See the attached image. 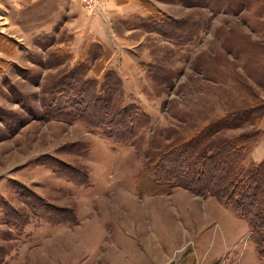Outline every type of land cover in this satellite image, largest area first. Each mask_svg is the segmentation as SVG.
I'll use <instances>...</instances> for the list:
<instances>
[{
    "label": "rangeland",
    "instance_id": "374dc122",
    "mask_svg": "<svg viewBox=\"0 0 264 264\" xmlns=\"http://www.w3.org/2000/svg\"><path fill=\"white\" fill-rule=\"evenodd\" d=\"M16 1L0 0V264H264L216 197L152 194L141 175L259 108L208 141L252 133L242 166L264 159V0ZM127 108L145 125L115 143L106 123Z\"/></svg>",
    "mask_w": 264,
    "mask_h": 264
},
{
    "label": "trees",
    "instance_id": "16d2710c",
    "mask_svg": "<svg viewBox=\"0 0 264 264\" xmlns=\"http://www.w3.org/2000/svg\"><path fill=\"white\" fill-rule=\"evenodd\" d=\"M108 56L106 53L103 61ZM94 104L95 108L88 113L86 123L99 127L105 124L108 107L102 99H95ZM256 111H261V108L222 119L188 140L176 141L164 150L162 157L152 158L141 175L148 184L147 188L160 189L152 194L169 193L183 183L182 188L191 194L216 197L245 221L254 241L256 255L264 263V159L248 168L242 166L244 146L253 134L245 133L231 140L208 141L217 130L249 122L251 114ZM111 117L105 128L107 137L115 143L130 140L145 125L144 117H137L134 108L118 110ZM160 165L163 171H160ZM147 188L137 191L142 195L149 192Z\"/></svg>",
    "mask_w": 264,
    "mask_h": 264
},
{
    "label": "crops",
    "instance_id": "0c3cea01",
    "mask_svg": "<svg viewBox=\"0 0 264 264\" xmlns=\"http://www.w3.org/2000/svg\"><path fill=\"white\" fill-rule=\"evenodd\" d=\"M6 2H10V3H17V1L16 0H6ZM3 18V17H2ZM3 24V23H2ZM1 24V25H2ZM27 26V25H26ZM51 26H50V17L49 16H47V17H44V24H43V26L42 27H40V28H38V29H36V28H34V24L32 23V25H30V28H26V30H24V32H23V34L24 35H33V34H35V33H39L40 31H36V30H40L41 28H42V31L44 30V32L45 31H47V30H49V28H50ZM45 29H47V30H45ZM4 180V179H3ZM3 180H0V189H1V181H3ZM0 196H1V194H0ZM45 199V198H44Z\"/></svg>",
    "mask_w": 264,
    "mask_h": 264
},
{
    "label": "built area",
    "instance_id": "2783aa9c",
    "mask_svg": "<svg viewBox=\"0 0 264 264\" xmlns=\"http://www.w3.org/2000/svg\"><path fill=\"white\" fill-rule=\"evenodd\" d=\"M97 1L98 0H82L83 7L86 10L92 12L94 9H96Z\"/></svg>",
    "mask_w": 264,
    "mask_h": 264
}]
</instances>
